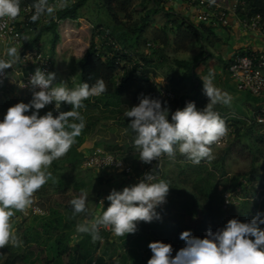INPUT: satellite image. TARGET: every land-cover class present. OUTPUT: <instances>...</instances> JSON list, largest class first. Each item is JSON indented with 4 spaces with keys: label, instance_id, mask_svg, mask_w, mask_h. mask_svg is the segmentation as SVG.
Returning a JSON list of instances; mask_svg holds the SVG:
<instances>
[{
    "label": "clouds",
    "instance_id": "1",
    "mask_svg": "<svg viewBox=\"0 0 264 264\" xmlns=\"http://www.w3.org/2000/svg\"><path fill=\"white\" fill-rule=\"evenodd\" d=\"M67 4L68 0H59L58 6ZM54 11L49 0H33L30 19L35 22ZM19 12L20 0H0V21L13 20ZM6 56L8 59L0 58L2 75H7L5 69L12 66L19 52L15 46H9ZM55 76V72L37 67L28 80L33 89L31 99L9 106L0 119V248L21 243L11 217L15 211L23 212L31 206L33 193L52 177L47 171L49 165L65 155L80 135L84 119L78 109L84 107V100L106 91L103 78L98 77L91 85L81 82L69 88L64 81L54 82ZM200 78L208 97L202 108H197L194 101H187L182 108L171 111L169 119L166 102L162 105L160 99L147 95L140 96L134 106L125 107L123 116L130 118L127 127L133 133L132 144L140 160L149 163L162 154L174 157L177 151L193 164L212 158L210 146L228 131L214 106L230 105L232 97L213 84L211 70ZM19 86L25 84L22 82ZM62 101L70 104L71 109L58 111L56 115L52 110L39 114L38 110L53 102L59 109ZM157 173L155 169L147 171L136 183L121 190H110L105 197L110 202L108 206L90 222L78 223L76 231L90 234L95 241L100 239L99 229L103 226L114 235L124 237L137 230L138 222L159 219L157 207L166 201L170 185L164 179H157ZM87 197L88 193L82 191L70 199L73 215L88 211ZM261 224H264V214L258 212L245 222L229 218L223 227L215 231L207 229L203 237L183 230L180 238L185 244L175 255L170 243L150 241L151 256L146 264H264Z\"/></svg>",
    "mask_w": 264,
    "mask_h": 264
},
{
    "label": "rangeland",
    "instance_id": "2",
    "mask_svg": "<svg viewBox=\"0 0 264 264\" xmlns=\"http://www.w3.org/2000/svg\"><path fill=\"white\" fill-rule=\"evenodd\" d=\"M49 3L54 7L57 4L51 0H49ZM151 7H154L153 0H129L126 10L132 19H139ZM78 14L79 17L76 20L64 19L57 21L56 28L59 39L55 45L54 52L50 48L49 33H44L32 43L43 50L51 52L53 63L49 71L56 74L54 82L59 83L60 81H64L69 88L78 85L79 69L75 62L87 47L90 34L92 32L95 34V42L99 44V51L104 54L109 50L104 47L102 36L104 33L111 35V20L98 0H88L79 9ZM120 14L122 15V13ZM160 22H162L161 12L150 17L146 29L143 31L142 36H140L138 46L135 47L128 42L126 43L127 46L125 48L129 53H124L125 56L120 57L122 59L121 63L131 64V61H136L134 56L139 57V52L144 50V46H142L143 42L148 39H157L159 47L151 52V61L145 63L142 70L147 71L146 76L148 77L149 75L161 88L165 87L179 94L184 91L192 92L189 82L184 80L180 84L175 83L178 80V72L174 59L178 57L179 51L181 52L180 45L184 46L185 41H182L181 38H175V29L171 38L169 31L165 32L166 36L165 33L155 31L156 29L153 24H159ZM165 39L169 40V42L163 43ZM179 39L178 44L170 41L175 40L174 42H176ZM192 42H194V52H199L200 47L206 48L201 41L192 40ZM7 47L9 45L6 39L0 36V58L8 59L6 56ZM184 47L186 48V46ZM185 58L189 59V57ZM16 60L11 67L18 68ZM11 75L13 82L6 83L5 92L0 94V119L3 118L9 106L19 101L28 102L31 99L32 87L21 88L19 86L20 73L16 74L13 72ZM219 75L218 79H222L223 83L232 93L236 95L243 94L246 97V100L242 99V101L245 100L242 102V106L233 101H231L230 105L217 103L214 106V109H218L221 112L226 126L231 130L228 139V143H231L229 156L226 155L222 162L218 157L223 153L221 150L223 147L212 146H210L212 158L202 159L198 164H193L178 151L174 157L162 154L159 164L162 167V172L157 174V179H164L170 185L166 201L163 205L157 207V211L160 213L159 219H153L150 222H138V224H145L147 226V233L153 238L160 235L164 239L178 240L181 233L180 229L184 224L191 225L196 223L203 216L210 218L211 226L220 228L224 226L229 218L235 217L245 222L251 220L258 212L262 214L264 210V141L259 143L263 147L262 153L256 152L255 157L259 175L242 177V173L250 169L253 161V157L250 155L251 146L244 147V144H248V142L255 144L256 139L255 130L248 133V137L244 136L243 133L249 130L248 127H252L253 129H258V134H261L262 139H264V124L253 121V112L258 104L264 102V92L260 96H253L249 93L238 91L230 83L227 72L221 71ZM89 102V105L91 103L97 104L98 107H86L78 110L84 119L83 129L85 136H88L89 132L93 129L94 117L101 115L113 117L118 114L119 110L124 111L125 107L130 108L135 105L133 102L122 101L116 106L113 99H110L107 106H105L103 104L105 99L100 95L89 99ZM61 103L65 102L62 101ZM70 109L67 108L63 111ZM48 110H52L53 115H56L60 111V108H55L53 102L45 105L38 112L42 115ZM114 133V142L104 143L103 149L130 159L133 164L132 175L127 177L112 170L82 168L80 165V167H77L80 173L76 177L70 169L62 170L55 167L56 171L61 172L63 181L68 184L67 188L63 187L60 189L58 186L56 187L51 184L50 186L45 185L40 187L33 193L32 204H37L45 210L46 213L44 215H29L24 217L20 211H15L13 217H11V224L21 243L16 246L5 245L0 248V261L3 259V256L11 251L17 252L21 256L26 254L28 256L27 260L30 261L38 252L36 248L31 247L32 244H36L34 240L37 238L40 246L45 248V244H49L55 239V233L64 230L65 223L72 219L74 221L71 222L73 231L69 237L68 244L72 245L77 241H86L88 233H78L76 225L85 221L90 222L100 213V210L104 207L106 208L110 203L105 199L110 190L113 188L118 189L124 183H130L134 177L142 172V169L136 164L138 152L134 148L132 141L125 143L124 146L116 145L118 141L120 142L125 137V134ZM238 133L240 134L239 136ZM89 143L87 142L86 145L92 146ZM109 145L110 147H107ZM48 168H54L52 163ZM243 179H245L244 182L242 181ZM50 182L51 180H49ZM238 185L241 187L240 198L230 206H227V208H224L221 196L222 190L232 191ZM82 191L88 193L86 201L88 211L73 215L69 201L73 197L79 196ZM259 227L264 228V224L259 225ZM99 232L100 237L104 238V240L114 236V234L107 232L103 226L100 227ZM105 232L107 233L106 235L104 234ZM43 254L50 257L52 250L44 249ZM79 255L80 253L77 251L75 256L78 258ZM111 260H114V258ZM22 262L23 260L18 261V263ZM36 262L39 261L37 260ZM87 263L88 261L81 262V264Z\"/></svg>",
    "mask_w": 264,
    "mask_h": 264
},
{
    "label": "trees",
    "instance_id": "3",
    "mask_svg": "<svg viewBox=\"0 0 264 264\" xmlns=\"http://www.w3.org/2000/svg\"><path fill=\"white\" fill-rule=\"evenodd\" d=\"M33 4V0H25ZM101 7L107 13L109 19L111 20V35L106 33V36L119 44V48L114 49L112 43L103 39V45L106 47L107 51L105 54L99 51V47H96L95 34L92 32L89 37L88 45L83 52L82 56L76 60V66L79 69L78 73V84L81 82H88L90 85L98 77L103 78L106 84V91L100 96L105 99L103 103L107 106L110 99H113L114 105H119L122 101H129L135 104L139 103V98L142 95H147L152 98H158L161 100L162 105L166 102L169 107V119H171V111L185 105L187 101H194L195 105L201 104L205 106L208 97L203 92V82L199 79L193 72L195 67V60L190 61L186 59H174L175 65L180 69L178 74V80L176 84L182 83L186 78L192 77L191 82V95H182L175 92L174 98L165 99L161 94V87L152 80L149 76L147 77L144 73H137L138 60H143L144 64L151 61V57L146 58L144 50L139 52V57L134 56L136 61H131L130 63H121V56H125L124 53H129L125 48L128 42L132 46L137 47L139 43L140 36H142L143 31L146 29L148 21L152 15L157 14L162 11L164 14L169 16L171 14L170 8L167 7L166 3L162 0H153L154 7L147 9L144 15L139 19H132L129 12L126 10L129 0H98ZM88 0H68V4L65 7H57L51 16H46V21L40 22V19L33 22H29L32 30H26V37L29 41V45H32L37 39L40 38L44 33L50 34V48L54 52L55 45L58 42L59 34L57 31V21L63 19H77L79 17V9L82 8ZM122 13V15L120 14ZM237 14L240 16H255L260 22H264V0H241L238 5ZM186 24V25H185ZM176 23L175 28V38H181L182 40H196L200 41L202 37L205 25L202 28L197 26H192L189 23ZM209 26H207L208 28ZM206 28V29H207ZM165 33V32H164ZM166 36V33H165ZM132 39V40H131ZM149 40V39H148ZM155 40V39H152ZM167 40V39H165ZM147 40H145L146 42ZM143 42V45H145ZM167 41H163L166 43ZM204 48L200 47L197 54V59L203 56ZM225 65L224 62H222ZM91 97L84 100L83 108L98 107L97 104H88ZM90 103V102H89ZM60 111L67 108H71L68 103L60 104ZM82 109V108H81ZM78 109V110H81ZM122 110L118 111L115 116L101 115L95 117L93 122V129H96L97 133L101 135L109 136V132L113 133H124L125 137L118 141L116 145L124 146L125 143L132 141L133 133L128 130L127 123L130 118L123 116ZM256 123V122H255ZM249 130L243 133L244 136L248 137V133L255 130V144L248 142L244 144V147H250L251 156L253 161L251 163L250 169L242 173V177H251L252 175L258 176V168L256 166V152L262 153L263 147L260 146L264 139L262 135L258 134V129H253L248 127ZM238 130V128H237ZM81 130L80 135L75 138V143L72 144L69 151L61 158L52 161L54 168H48L47 171L51 172L52 177L49 179L51 182H46L44 185L58 186L62 189L67 188L68 184L63 181L61 177V172L55 170L58 167L62 170L70 169L76 175L79 176V171L77 167H80L81 159L83 153L78 149L82 139L81 135L83 133ZM114 135L108 140L100 141L104 146L107 142L113 143L115 138ZM240 134L238 133V136ZM242 135V134H241ZM128 138V141H127ZM97 142V143H100ZM254 145V147H252ZM107 147H110L107 146ZM231 143H228L221 148L223 153L218 157L222 162L225 156H229ZM126 158V157H124ZM130 160V159H129ZM162 167L160 166V172H162ZM159 172V173H160ZM122 176H125L122 174ZM241 180V179H240ZM236 187V186H235ZM234 187V188H235ZM43 205V204H41ZM103 210V209H102ZM100 210V212L102 211ZM218 210H220L218 208ZM54 211V210H53ZM46 213V212H45ZM44 215V214H43ZM71 222L73 219L65 223V229L55 233V239L49 243L45 244V248L40 246L39 240L36 238L34 241L36 244H32L31 247L36 248L38 251L34 258L30 261L27 260L28 256L24 254L21 256L17 252L11 251L0 261V264H81V262L89 261L95 254L97 248H100L101 252L98 256V260L102 261L103 258H114V264H146L148 258L151 256V251L148 248V243L154 240H161L163 242L170 243L175 255L176 251L183 247L185 241L179 238L178 240H170V238L164 239L160 235L154 236V238L147 233V226L145 224H138L137 230L133 233H127L123 236L114 235L111 238H104L102 242L100 239L93 241L90 234H87V239L85 242H75L72 245L68 244L69 237L72 233ZM211 228L215 231L217 228L210 225V218L203 216L196 223L191 225L184 224L180 231L190 230L192 235L203 237L207 229ZM100 234V232H99ZM107 234L106 232L104 233ZM111 234V233H110ZM39 238V236H38ZM101 238V237H100ZM48 239V237H47ZM30 241V240H29ZM92 242V244H91ZM44 249L52 250V255H44ZM79 251L80 255L77 258L75 256L76 252ZM39 256V258H38ZM19 260H23L22 263H18ZM39 262H36V261Z\"/></svg>",
    "mask_w": 264,
    "mask_h": 264
},
{
    "label": "built area",
    "instance_id": "4",
    "mask_svg": "<svg viewBox=\"0 0 264 264\" xmlns=\"http://www.w3.org/2000/svg\"><path fill=\"white\" fill-rule=\"evenodd\" d=\"M55 5V9L59 4V0H51ZM166 4L171 0H162ZM186 8L192 9L195 12L194 18L197 22H207L208 24H221L227 25L228 12H232L237 15V21L240 26L245 30L257 32L258 34L264 35V22H260L255 16H240L237 14L238 5L241 0H222V2H216L213 0H182ZM33 14V4L25 0H20V12L18 16L13 20L0 21L3 27H0V36L6 39L9 46H15L19 52L17 58L18 68H7L5 73L7 75L0 74V94L5 92V84L12 83L13 78L11 73H20L21 79L19 83H24L25 86L21 88H29L31 85L28 84L30 75L35 71L37 67L45 70H50L53 63L52 54L49 51L41 49L39 46L34 44L29 45V41L26 37V30H32L30 25V16ZM46 15V14H45ZM43 15L40 18V22L46 21V16ZM103 39L112 43L114 49L119 48L117 42L110 40L106 33L103 34ZM96 43V42H95ZM99 47V44H96ZM159 47L158 40L149 39L145 42L144 53L145 57L149 58L151 52ZM137 73H141L144 65L143 60H138ZM226 71L233 82L236 90L249 93L253 96H260L264 92V48L256 50H243L241 52L233 54L226 64ZM161 94L165 99L174 98L175 92L161 88ZM93 98V97H91ZM184 106V105H183ZM181 106L180 108H182ZM197 108H202L201 104L196 105ZM221 115L218 109H214ZM253 121L256 123L264 124V102L258 104L255 111L253 112ZM227 133L215 142L212 147H224L229 139L231 133L228 128ZM162 156V155H161ZM113 161L110 163V161ZM160 161L161 157L157 160H152L149 163H145L142 160L136 158V164L142 169L141 174L134 177L130 183H124L118 187L117 190H121L124 186L136 183L139 178L142 177L143 173L150 170H157L160 172ZM110 163V164H109ZM82 168H92L97 170H112L125 176H131L133 172V164L128 158L121 157L113 152L105 150L103 148H96L83 154L81 163ZM157 173V174H158ZM243 182L245 179L242 180ZM241 187L238 185L232 191L223 189L221 196L223 201V207L227 208L232 203L239 199ZM164 203L160 204L163 205ZM21 215L26 217L29 215H43L45 210L40 208L37 204H31L25 211L21 212ZM264 214V210L262 212ZM104 228V227H103ZM107 232L113 234L110 230L104 228ZM102 242V238L100 239ZM100 248H97L95 254L88 261L87 264H113L112 258H103L102 261L98 260Z\"/></svg>",
    "mask_w": 264,
    "mask_h": 264
},
{
    "label": "crops",
    "instance_id": "5",
    "mask_svg": "<svg viewBox=\"0 0 264 264\" xmlns=\"http://www.w3.org/2000/svg\"><path fill=\"white\" fill-rule=\"evenodd\" d=\"M213 1L222 2V0H213ZM166 5L168 8H170L171 14L167 16L162 11H159L161 12L162 22H160L159 24H153L156 29L155 31H158L160 33L169 31V36L171 38L173 32L175 31L174 29L176 28L175 27L176 23L184 22L185 24L190 22L192 26H197L200 28H202L203 24L205 25V29L203 30L202 37L200 39L202 44H204L206 47L204 48L205 52L203 56L197 59L198 52H194L195 47L193 46L194 42H192V40L189 41L182 40L185 41L184 46H186V48L180 45L181 52L183 53L179 51L178 57L175 58L186 59L185 57H189V59L186 60H190V61L195 60V67L193 68V72L199 79H201L200 77L202 76H206L209 73V70H211V72L213 73V84L222 91L229 93L232 97L231 101L237 103L239 106H242V102L246 100L245 95L244 96L243 94L236 95L232 93L229 90V88H227L226 85L223 83V80L218 79L220 77L219 72L221 71L227 72L226 64L228 60L233 56V54L241 52L246 49L248 50L263 49L264 35L258 34L257 32L245 30L242 26L238 24L237 15L233 14L232 12H228L227 25H221V24L212 25V24H208L207 22H197L194 18L195 12L191 8L190 9L186 8L182 0H171ZM65 20H76V19L67 18ZM207 26L209 27L207 28ZM163 41H167V43L169 42V40H163ZM170 41L175 44H178L180 39L176 40V42H174L175 40H170ZM222 62H224L225 65H223ZM176 70L179 74L180 69L177 67ZM141 71L145 75L147 74V71L145 70H141ZM229 80L230 83L233 84L231 79ZM185 81L189 82L190 85L191 82L193 81V78L188 76V78H186ZM192 93L193 92H186V91L181 92V94H186V95H191ZM242 99L245 100L242 101ZM113 135H114L113 133L109 132V136H108L110 137L109 139H111ZM108 137H106V135L105 136L101 135L100 133L98 134L96 129H92V131L89 132L88 136H85L83 131L81 135L82 141L78 146V149L82 153H86L96 148H103V145L101 144L100 141L104 139L108 140ZM87 142H90L89 144H91L92 146L86 145Z\"/></svg>",
    "mask_w": 264,
    "mask_h": 264
}]
</instances>
